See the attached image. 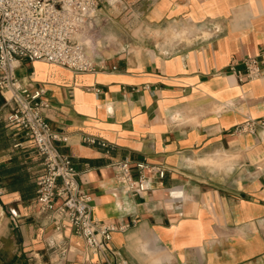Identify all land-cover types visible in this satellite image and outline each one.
<instances>
[{
    "label": "crops",
    "instance_id": "1",
    "mask_svg": "<svg viewBox=\"0 0 264 264\" xmlns=\"http://www.w3.org/2000/svg\"><path fill=\"white\" fill-rule=\"evenodd\" d=\"M182 28L189 41H155ZM78 34L104 69L20 59L15 73L44 89L93 216L128 225L110 247L130 264H264V138L234 131L264 118V0H100ZM246 56L263 74L239 82L228 66ZM11 110L0 92V264H107L57 211H40L41 157L8 125ZM123 159L135 177L140 160L165 174L146 169L148 188L132 194L115 177Z\"/></svg>",
    "mask_w": 264,
    "mask_h": 264
},
{
    "label": "built area",
    "instance_id": "2",
    "mask_svg": "<svg viewBox=\"0 0 264 264\" xmlns=\"http://www.w3.org/2000/svg\"><path fill=\"white\" fill-rule=\"evenodd\" d=\"M99 3L100 0H0V92L12 104L8 125L22 131L41 157V168L35 177V199L40 211H57L107 264H130L109 245L111 233L128 225L104 223L93 216L91 195L80 185L73 160L55 145L61 138L43 113L44 89H29L15 73L16 61L20 59L43 60L76 73L104 69L76 38L86 22L95 16ZM241 62L243 68L234 62L228 66L239 82L257 79L263 74L256 56H246ZM234 131L264 138V118H248ZM84 141L96 142L93 137H85ZM136 167L137 177L132 174L129 160L115 163L118 184L132 194L148 188L146 169L160 177L165 174L163 168L150 166L143 160L137 161Z\"/></svg>",
    "mask_w": 264,
    "mask_h": 264
},
{
    "label": "rangeland",
    "instance_id": "3",
    "mask_svg": "<svg viewBox=\"0 0 264 264\" xmlns=\"http://www.w3.org/2000/svg\"><path fill=\"white\" fill-rule=\"evenodd\" d=\"M190 38L191 37H190V35L188 33V30L185 29V28H182V29H179L177 31L168 32L166 35H162L161 37L160 36H156L155 37V41H157V42H166V43H174V42H181V41H189ZM150 39L152 40V39H154V37H151Z\"/></svg>",
    "mask_w": 264,
    "mask_h": 264
},
{
    "label": "trees",
    "instance_id": "4",
    "mask_svg": "<svg viewBox=\"0 0 264 264\" xmlns=\"http://www.w3.org/2000/svg\"><path fill=\"white\" fill-rule=\"evenodd\" d=\"M17 183H20V179H19V178L17 179ZM31 191H32V190H30V192H29L30 194H32Z\"/></svg>",
    "mask_w": 264,
    "mask_h": 264
}]
</instances>
